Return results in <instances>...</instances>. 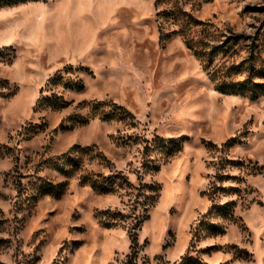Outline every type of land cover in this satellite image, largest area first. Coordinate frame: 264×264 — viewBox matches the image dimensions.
I'll return each instance as SVG.
<instances>
[{
	"label": "rangeland",
	"instance_id": "obj_1",
	"mask_svg": "<svg viewBox=\"0 0 264 264\" xmlns=\"http://www.w3.org/2000/svg\"><path fill=\"white\" fill-rule=\"evenodd\" d=\"M246 77L264 0H0V264H264V94L215 86Z\"/></svg>",
	"mask_w": 264,
	"mask_h": 264
},
{
	"label": "trees",
	"instance_id": "obj_2",
	"mask_svg": "<svg viewBox=\"0 0 264 264\" xmlns=\"http://www.w3.org/2000/svg\"><path fill=\"white\" fill-rule=\"evenodd\" d=\"M3 1L7 3L19 2V0H3ZM180 15H186L187 19H186L185 29L186 27H189L190 25L200 24V21L193 18L191 15L186 14V12L183 10L182 11L180 10L175 13V16H180ZM179 32H185V31L184 29H180ZM185 44L187 45L188 48H190L193 51L195 56H197L198 58L202 60L203 66L205 68H209L211 66V64L213 63V59H214L213 52L216 51V47L211 46L210 49H207V48L204 49L203 47H201L200 49H198L197 48L198 44L207 46V43L203 41L202 39L200 40L185 39ZM236 68H237L236 66L229 67L225 75L230 76L232 73L237 72ZM253 68H254L253 65L250 64L249 71L253 70ZM210 76L212 77L213 80L217 79L218 70L215 69L214 71H212ZM215 86H216V89L222 93H231V94H240V95L248 94L249 98L252 100L256 99L259 95L264 94V82L262 83L253 82L249 77H246L242 80H237V81H232V80L227 81L226 79H221L217 81ZM175 141H177V139H169L167 143L171 144V143H174ZM3 147H5V145H0V156L9 155L11 151L10 148L5 147V150H4ZM76 148L78 149V147L74 146L71 148V150H74ZM66 159L67 161L71 160L70 157H67ZM68 171L69 170H65L64 173L66 175L70 174V172ZM115 178H116V175L115 176L109 175L107 177L101 178L100 180L98 178L90 179L87 175H84L81 179V182H89L93 186L94 189H97L101 192H109V191L114 190L113 185L115 184ZM48 186L49 187L46 188L45 191L55 194V195H59L61 193L60 191H56L55 189L56 186L50 183H48ZM132 235H131L133 237L132 241L133 240L136 241V234L134 233Z\"/></svg>",
	"mask_w": 264,
	"mask_h": 264
}]
</instances>
